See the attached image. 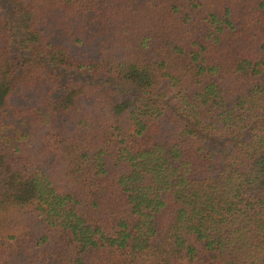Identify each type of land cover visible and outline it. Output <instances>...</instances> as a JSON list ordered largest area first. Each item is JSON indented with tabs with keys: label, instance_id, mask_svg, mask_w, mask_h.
Segmentation results:
<instances>
[{
	"label": "trees",
	"instance_id": "1",
	"mask_svg": "<svg viewBox=\"0 0 264 264\" xmlns=\"http://www.w3.org/2000/svg\"><path fill=\"white\" fill-rule=\"evenodd\" d=\"M0 264H264V0H0Z\"/></svg>",
	"mask_w": 264,
	"mask_h": 264
}]
</instances>
